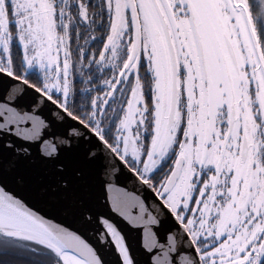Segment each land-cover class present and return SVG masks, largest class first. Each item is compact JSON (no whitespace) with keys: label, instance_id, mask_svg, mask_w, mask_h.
I'll use <instances>...</instances> for the list:
<instances>
[{"label":"snow or ice","instance_id":"1","mask_svg":"<svg viewBox=\"0 0 264 264\" xmlns=\"http://www.w3.org/2000/svg\"><path fill=\"white\" fill-rule=\"evenodd\" d=\"M0 89L62 128L0 104V264H108L17 189L97 224L116 264H264V0H0ZM118 174L155 194L147 219Z\"/></svg>","mask_w":264,"mask_h":264},{"label":"water","instance_id":"2","mask_svg":"<svg viewBox=\"0 0 264 264\" xmlns=\"http://www.w3.org/2000/svg\"><path fill=\"white\" fill-rule=\"evenodd\" d=\"M31 91V90H29ZM5 93L0 89V104L8 103L12 107L17 108L24 112L33 113L44 119L46 122V127L42 130L44 138L50 139L52 133L62 131L61 126L55 122V117L48 108L43 105L40 108H36L29 102V97L25 96L23 100H5ZM39 103V101H37ZM53 108L55 106H52ZM3 121V116L0 115V122ZM21 129L31 128L32 122L30 120L22 121L19 124ZM11 128L13 132L10 135L11 139L18 140L19 138L15 136V130L17 128L16 124H12ZM35 151V149H33ZM119 175V179L114 181L115 189L120 190L122 194H126L129 203L121 205V211L124 213H130L133 217H139L142 213L144 219H147L148 213L154 212V202H157L155 194L147 189L145 186L140 185L132 179H129L126 175ZM22 196H24L30 205L35 206V208L41 211V214L45 215L46 219H50L53 223L61 224L64 227H68L70 230L77 232L81 235L88 243L92 244L94 247L98 248L101 254L104 255L108 264H116L117 253L115 252V246L112 245L111 249H106L99 241L95 235V229L99 227L97 224H84L73 214L67 213L60 208L53 207L42 201L37 200L33 196L29 195L22 189H17ZM109 192L105 189L101 191L97 185L96 201L91 205L94 213H102L106 217L110 218L116 226L125 235L127 243L132 247L133 252L137 254L138 259L144 260L146 250L143 246L144 240V228L143 225H133L125 215L113 209L111 200L108 199ZM141 203L143 204V209L141 208ZM158 226H153L154 230ZM163 239L161 242H166V235L161 233Z\"/></svg>","mask_w":264,"mask_h":264},{"label":"flooded vegetation","instance_id":"3","mask_svg":"<svg viewBox=\"0 0 264 264\" xmlns=\"http://www.w3.org/2000/svg\"><path fill=\"white\" fill-rule=\"evenodd\" d=\"M14 55H15V50H14Z\"/></svg>","mask_w":264,"mask_h":264}]
</instances>
